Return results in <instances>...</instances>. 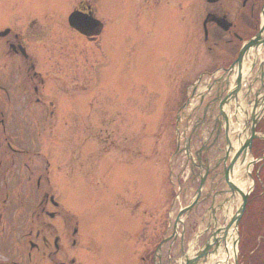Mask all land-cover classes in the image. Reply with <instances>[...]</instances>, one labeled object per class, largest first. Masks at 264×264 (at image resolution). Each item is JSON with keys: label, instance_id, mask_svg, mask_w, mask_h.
<instances>
[{"label": "flooded vegetation", "instance_id": "obj_1", "mask_svg": "<svg viewBox=\"0 0 264 264\" xmlns=\"http://www.w3.org/2000/svg\"><path fill=\"white\" fill-rule=\"evenodd\" d=\"M198 1L202 13L196 24L203 40L222 50L213 53L207 46L205 70L194 76L205 89L193 88L196 103L176 127L180 163L172 164L178 198L185 199L182 220L176 225L167 219L150 230L154 238H144L148 243L141 248L140 264H264V57L251 68L243 69L241 62L233 65L247 40L259 32L264 37V0ZM149 6L142 10L145 17L151 13ZM87 8V3L75 7ZM5 28L0 27V264H74L79 223L68 215V203L62 207L64 193L55 190L51 162L45 157L55 148L42 141L53 134L55 97L60 96L44 93L37 48L14 28L1 33ZM67 107L58 111L68 114ZM130 114L126 129L122 125L118 131L132 127L135 118ZM106 159L105 167L112 171L115 162ZM248 181L238 240L232 235L226 247L215 235L232 227L239 206L236 196H244L240 186L245 183L248 189ZM93 247L97 244L89 239L82 249ZM219 249L225 250L221 257Z\"/></svg>", "mask_w": 264, "mask_h": 264}, {"label": "rangeland", "instance_id": "obj_2", "mask_svg": "<svg viewBox=\"0 0 264 264\" xmlns=\"http://www.w3.org/2000/svg\"><path fill=\"white\" fill-rule=\"evenodd\" d=\"M81 2H90L104 24L97 37L67 24ZM201 13L197 0H0V27L14 28L37 48L44 93L60 96H53V134L42 141L55 148L45 154L55 190L79 223L74 264H140L144 238H154L150 230L184 205L175 200L166 161L175 150L174 112L184 82L205 70L207 46L222 50L203 40ZM67 103L68 114L58 111ZM130 111L134 124L118 131ZM106 157L115 162L112 171ZM173 162L180 163L178 155ZM89 239L97 247L83 252Z\"/></svg>", "mask_w": 264, "mask_h": 264}, {"label": "water", "instance_id": "obj_3", "mask_svg": "<svg viewBox=\"0 0 264 264\" xmlns=\"http://www.w3.org/2000/svg\"><path fill=\"white\" fill-rule=\"evenodd\" d=\"M68 21L71 26H73L74 28H76L78 31H80L81 33L85 35H90V34H93V32L95 33L98 31L97 29L98 22L92 19L91 17H86L84 15H81L80 13L72 12L68 17ZM245 199H246V196H241L238 213L234 216V218L231 221L234 226L235 233H237L236 231L237 222L240 218V214L243 211ZM183 212L184 211H182V213ZM227 225H229V223L226 224V226Z\"/></svg>", "mask_w": 264, "mask_h": 264}, {"label": "bare ground", "instance_id": "obj_4", "mask_svg": "<svg viewBox=\"0 0 264 264\" xmlns=\"http://www.w3.org/2000/svg\"><path fill=\"white\" fill-rule=\"evenodd\" d=\"M200 89H201V86H200ZM237 141H238V139L237 140H234V142H237ZM237 185L239 186V184H237ZM231 226L232 227H229L227 229L226 228L223 229L224 236H222L223 234L220 235L218 233H216V235H215V237H217L219 240H223L224 239L226 241L225 242V246L226 247H230V242H231V238H232V235H233V229H232L233 228V225H231ZM228 250H229V248H228ZM229 252H230V250H229ZM223 253H225V250L219 249L218 254H220V255H218V256L221 257Z\"/></svg>", "mask_w": 264, "mask_h": 264}]
</instances>
